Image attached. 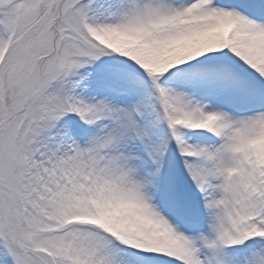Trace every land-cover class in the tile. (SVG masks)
<instances>
[{
    "label": "snow or ice",
    "instance_id": "obj_1",
    "mask_svg": "<svg viewBox=\"0 0 264 264\" xmlns=\"http://www.w3.org/2000/svg\"><path fill=\"white\" fill-rule=\"evenodd\" d=\"M0 264H264V0H0Z\"/></svg>",
    "mask_w": 264,
    "mask_h": 264
}]
</instances>
